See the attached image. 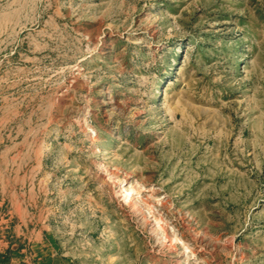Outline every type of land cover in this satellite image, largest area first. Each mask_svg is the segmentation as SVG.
Listing matches in <instances>:
<instances>
[{"label":"rangeland","instance_id":"rangeland-1","mask_svg":"<svg viewBox=\"0 0 264 264\" xmlns=\"http://www.w3.org/2000/svg\"><path fill=\"white\" fill-rule=\"evenodd\" d=\"M10 237L33 261L264 264V0H0Z\"/></svg>","mask_w":264,"mask_h":264},{"label":"crops","instance_id":"crops-1","mask_svg":"<svg viewBox=\"0 0 264 264\" xmlns=\"http://www.w3.org/2000/svg\"><path fill=\"white\" fill-rule=\"evenodd\" d=\"M31 256L25 248H16L11 237L5 241L0 239V264H64L46 257L33 261Z\"/></svg>","mask_w":264,"mask_h":264}]
</instances>
